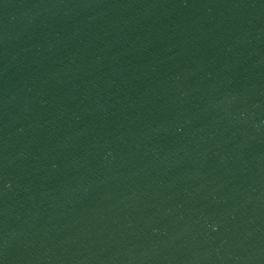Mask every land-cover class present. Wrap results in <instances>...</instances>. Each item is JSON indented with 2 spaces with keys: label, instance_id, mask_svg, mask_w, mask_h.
<instances>
[{
  "label": "water",
  "instance_id": "obj_1",
  "mask_svg": "<svg viewBox=\"0 0 264 264\" xmlns=\"http://www.w3.org/2000/svg\"><path fill=\"white\" fill-rule=\"evenodd\" d=\"M0 264H264V0H0Z\"/></svg>",
  "mask_w": 264,
  "mask_h": 264
}]
</instances>
